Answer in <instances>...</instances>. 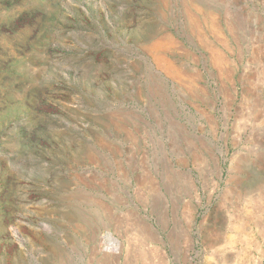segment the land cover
Returning <instances> with one entry per match:
<instances>
[{
	"label": "rangeland",
	"instance_id": "1",
	"mask_svg": "<svg viewBox=\"0 0 264 264\" xmlns=\"http://www.w3.org/2000/svg\"><path fill=\"white\" fill-rule=\"evenodd\" d=\"M0 264H264V0H0Z\"/></svg>",
	"mask_w": 264,
	"mask_h": 264
},
{
	"label": "built area",
	"instance_id": "2",
	"mask_svg": "<svg viewBox=\"0 0 264 264\" xmlns=\"http://www.w3.org/2000/svg\"><path fill=\"white\" fill-rule=\"evenodd\" d=\"M103 238H105V239H102L103 243L105 242V244L107 245L106 246V249L114 250L116 248V241H115V239L110 238V236L107 237V235H104Z\"/></svg>",
	"mask_w": 264,
	"mask_h": 264
},
{
	"label": "bare ground",
	"instance_id": "3",
	"mask_svg": "<svg viewBox=\"0 0 264 264\" xmlns=\"http://www.w3.org/2000/svg\"><path fill=\"white\" fill-rule=\"evenodd\" d=\"M248 89V88H247Z\"/></svg>",
	"mask_w": 264,
	"mask_h": 264
}]
</instances>
